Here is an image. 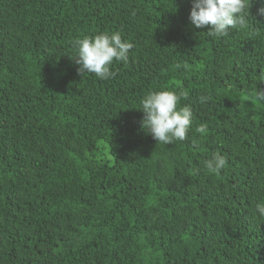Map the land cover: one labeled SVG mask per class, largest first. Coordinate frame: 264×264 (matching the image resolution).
Returning <instances> with one entry per match:
<instances>
[{
    "label": "trees",
    "instance_id": "1",
    "mask_svg": "<svg viewBox=\"0 0 264 264\" xmlns=\"http://www.w3.org/2000/svg\"><path fill=\"white\" fill-rule=\"evenodd\" d=\"M261 2L214 38L190 0H0V264H264ZM112 31L127 63L81 74L75 41ZM165 89L192 111L167 145L139 109Z\"/></svg>",
    "mask_w": 264,
    "mask_h": 264
},
{
    "label": "clouds",
    "instance_id": "2",
    "mask_svg": "<svg viewBox=\"0 0 264 264\" xmlns=\"http://www.w3.org/2000/svg\"><path fill=\"white\" fill-rule=\"evenodd\" d=\"M189 20L197 29L207 28L209 37H225L231 30L248 26L252 17L250 7L252 0H190ZM256 16L264 18V0L256 8ZM133 44L122 39L118 31L100 32L91 37L75 41V54L71 57L83 74H95L100 79L113 77L110 70L113 61L127 63L129 51ZM181 97L170 90H153L147 92L140 100L139 109L144 113L142 127L162 144L183 141L192 126V111L188 106H179ZM199 133L207 131L201 125ZM227 164V158L219 152H213L205 162L208 169L219 171ZM256 211L264 216V204L257 203Z\"/></svg>",
    "mask_w": 264,
    "mask_h": 264
}]
</instances>
